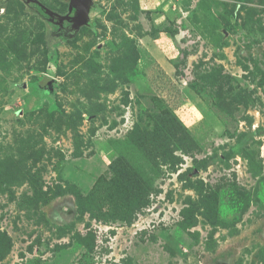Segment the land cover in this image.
<instances>
[{"label": "rangeland", "instance_id": "1", "mask_svg": "<svg viewBox=\"0 0 264 264\" xmlns=\"http://www.w3.org/2000/svg\"><path fill=\"white\" fill-rule=\"evenodd\" d=\"M71 1L0 0V264H264V0Z\"/></svg>", "mask_w": 264, "mask_h": 264}, {"label": "water", "instance_id": "2", "mask_svg": "<svg viewBox=\"0 0 264 264\" xmlns=\"http://www.w3.org/2000/svg\"><path fill=\"white\" fill-rule=\"evenodd\" d=\"M34 2H37V0H33ZM72 4L70 6V10H72L73 7L77 8L76 15L74 17H71L70 15L67 16H59V20L69 19L72 21L74 27H78L80 24H83L86 22V15L85 12L87 11L89 0H72ZM44 8V7H43ZM45 11L52 17H54V12L51 10H48L45 8Z\"/></svg>", "mask_w": 264, "mask_h": 264}, {"label": "trees", "instance_id": "3", "mask_svg": "<svg viewBox=\"0 0 264 264\" xmlns=\"http://www.w3.org/2000/svg\"><path fill=\"white\" fill-rule=\"evenodd\" d=\"M38 8H39V10H40V12L44 15V16H46V17H52V16H50L44 9H42L40 6H38ZM52 18H55V17H52Z\"/></svg>", "mask_w": 264, "mask_h": 264}, {"label": "flooded vegetation", "instance_id": "4", "mask_svg": "<svg viewBox=\"0 0 264 264\" xmlns=\"http://www.w3.org/2000/svg\"><path fill=\"white\" fill-rule=\"evenodd\" d=\"M43 9V8H42ZM45 10V9H44ZM71 12L69 11V14H70ZM70 16H72V13H71V15ZM54 17H58V16H56V15H54ZM58 19H59V17H58ZM71 24H72V22H71Z\"/></svg>", "mask_w": 264, "mask_h": 264}]
</instances>
